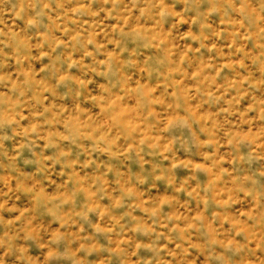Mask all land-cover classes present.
<instances>
[{
  "label": "rangeland",
  "instance_id": "1",
  "mask_svg": "<svg viewBox=\"0 0 264 264\" xmlns=\"http://www.w3.org/2000/svg\"><path fill=\"white\" fill-rule=\"evenodd\" d=\"M0 264H264V0H0Z\"/></svg>",
  "mask_w": 264,
  "mask_h": 264
}]
</instances>
